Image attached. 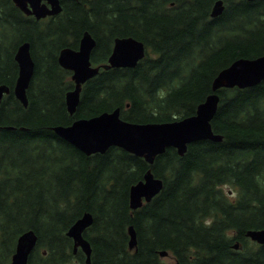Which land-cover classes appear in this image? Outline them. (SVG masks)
Returning a JSON list of instances; mask_svg holds the SVG:
<instances>
[{"label":"trees","instance_id":"trees-1","mask_svg":"<svg viewBox=\"0 0 264 264\" xmlns=\"http://www.w3.org/2000/svg\"><path fill=\"white\" fill-rule=\"evenodd\" d=\"M215 1L61 0V12L37 19L0 0V83L16 82L19 43L30 41L36 63L28 106L13 90L0 104V264L28 229L38 235L28 264H84L67 231L85 211L91 264H264V244L246 234L264 227V79L217 90L212 127L222 140L192 141L182 155L170 146L153 164L116 145L87 154L52 128L118 106L137 122L194 114L223 67L264 53V0H223L212 16ZM86 30L94 64L108 61L117 36L142 40L146 54L132 67H101L70 114L74 82L58 53ZM150 166L164 186L133 209L130 187Z\"/></svg>","mask_w":264,"mask_h":264},{"label":"water","instance_id":"water-1","mask_svg":"<svg viewBox=\"0 0 264 264\" xmlns=\"http://www.w3.org/2000/svg\"><path fill=\"white\" fill-rule=\"evenodd\" d=\"M27 14L37 18L60 12L63 8L61 0H14ZM223 0H216L211 14L217 16L224 10ZM96 45V38L86 30L80 39L79 47L66 46L60 50L59 63L73 70L74 88L66 94L67 108L74 113L80 100L82 84L99 72L100 67L135 66L145 55L146 46L142 40L133 36H117L112 52L106 63L92 65L91 54ZM29 40L22 42L15 54L19 63V73L14 86L15 94L28 105L27 88L35 69ZM264 79V53L256 57H239L228 66L223 67L212 80V92L198 104L196 113L179 119L168 121L137 122L121 117V108L105 110L95 116L75 119L72 123L57 124L52 128L61 137L71 142L87 154L105 152L110 146L122 147L136 155L144 157L149 164L155 161L158 154L167 147H176L182 155L187 151L188 143L198 139L222 140L223 135L214 132L213 119L220 95L221 87L241 88L253 86ZM4 91L9 88L0 85V101ZM164 186L162 177L155 175L149 167L142 179L130 187V205L138 208L144 200L150 201ZM93 216L85 212L68 229L67 234L73 238L74 251L80 247L86 254L85 264H91L92 246L84 236V230L92 224ZM131 234L130 246L137 244V235L133 225L129 226ZM253 240L264 243V227L250 228L246 232ZM38 235L34 229L24 231L17 239L15 252L9 264H27L29 255L34 249ZM238 247V244H235ZM166 255V251H161ZM67 264H72L68 262Z\"/></svg>","mask_w":264,"mask_h":264},{"label":"flooded vegetation","instance_id":"flooded-vegetation-1","mask_svg":"<svg viewBox=\"0 0 264 264\" xmlns=\"http://www.w3.org/2000/svg\"><path fill=\"white\" fill-rule=\"evenodd\" d=\"M23 42H24V41H23ZM21 43H22V42H21ZM21 43L18 44L17 49H18V47H19V45H20ZM30 48H31V46H30ZM17 49H16V51H15V54H16V52H17ZM31 54H32V49H31ZM32 57H33V55H32ZM33 59H34V58H33ZM35 66H36V64H35ZM34 73H35V69H34ZM17 76H18V75H17ZM32 76H33V75H32ZM16 79H17V78H16ZM1 84L6 85V86L9 88V90H10V87H11L10 85H8V84L5 83V82L0 83V85H1ZM15 84H16V82H15ZM15 84H14V86H15ZM85 212H90V213L92 214V216H93L92 223H93V221H94V215H93V213H92L91 211H85ZM85 212H84V213H85ZM84 213H83V214H84ZM83 214H82V215H83ZM80 217H81V216H80ZM80 217H79V218H80ZM37 240H38V239H37ZM73 249H74V246H73ZM45 252H46V251L44 250V253H45ZM12 256H13V254H12ZM12 256H11V259H12ZM11 259H10V260H11ZM28 260H29V259H28ZM91 261H92V258H91ZM9 262H10V261H9ZM9 262H8V264H9ZM70 262H71L72 264H75L73 260L70 261ZM67 263H68V262H67Z\"/></svg>","mask_w":264,"mask_h":264},{"label":"rangeland","instance_id":"rangeland-1","mask_svg":"<svg viewBox=\"0 0 264 264\" xmlns=\"http://www.w3.org/2000/svg\"><path fill=\"white\" fill-rule=\"evenodd\" d=\"M227 187V189L230 191V194H235L236 193V191H232V189L231 188H229V186H226ZM173 256H171V255H168L167 257H164V260L166 261V262H169V263H171L173 260Z\"/></svg>","mask_w":264,"mask_h":264}]
</instances>
